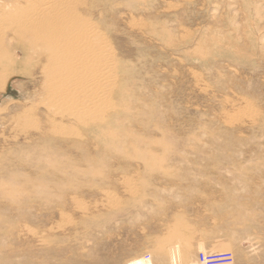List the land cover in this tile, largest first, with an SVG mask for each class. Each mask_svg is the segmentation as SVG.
I'll use <instances>...</instances> for the list:
<instances>
[{"label": "rangeland", "instance_id": "1", "mask_svg": "<svg viewBox=\"0 0 264 264\" xmlns=\"http://www.w3.org/2000/svg\"><path fill=\"white\" fill-rule=\"evenodd\" d=\"M53 1L76 101L19 40ZM53 1L0 0V264H264V0Z\"/></svg>", "mask_w": 264, "mask_h": 264}, {"label": "bare ground", "instance_id": "2", "mask_svg": "<svg viewBox=\"0 0 264 264\" xmlns=\"http://www.w3.org/2000/svg\"><path fill=\"white\" fill-rule=\"evenodd\" d=\"M61 5H63V2H61V4H60V1H59L58 5L56 4L55 1L47 2V4L44 7H42V5H39L40 8L38 7V9H36L37 7L34 9V7H33L32 10L28 14L26 12H21L18 15L16 21H19V25H17V26H20L21 29H27V33L29 32L31 34V36H20L21 38L19 40L22 41L23 45L25 46V48L23 46V49H26V51L28 50L34 56L39 57L40 60L45 63V65H44L45 69L48 72V74L51 75L54 82L57 85H59L60 88H64L66 91L70 90L66 95H68L70 93V95H71L70 99L72 98L73 100L76 101L77 96H79L80 94L82 95L83 93H86V92L88 93L89 91L90 92L94 91V90L96 91V87H95L96 83H94L95 84L94 85L93 82H89L91 79H89L88 75L90 76L91 71L95 67V55L97 53L95 54V52H93L94 49H92L93 51L91 50L90 46H92V45L90 43H91V39H93V38L95 39L97 34L95 35V37L91 36L93 38H91L89 36V38H91V39H89L88 36H75V35L74 36H60V35H62L63 30H66L68 28V26L66 29L61 27L62 20L65 18V10H66V8L60 7ZM73 18H72V20H73ZM72 20H70V21H72ZM63 22H65V20ZM3 28H5V27H3ZM62 28H63V30H62ZM70 28H72V27H70ZM8 29H9V27H8ZM21 33H23V32H21ZM102 38H104V37H102ZM98 40L100 41V39H98ZM98 40H96V42H98ZM79 42H81L80 46L78 45ZM93 43H94V41H93ZM93 46H94V44H93ZM100 46H102V45H100ZM104 54H105V52H104ZM33 60H35V59H33ZM99 60H100V57H99ZM105 62H106V60H105ZM98 65H99V63H98ZM98 69H99V71H101L100 69H102V68H98ZM107 69H109V68H107ZM97 71L98 70L95 69V71L93 73H95V72L97 73ZM91 75L93 76V74H91ZM94 76H96V75H94ZM90 78L94 79V81L96 82L95 79L97 77L93 78L90 76ZM98 78H99V76H98ZM97 80H99V79H97ZM91 81H93V80H91ZM102 84H103V82H102ZM105 86H106V83H105ZM72 90H75L76 94H77V92H79L80 94L75 97V93L71 94ZM100 90L98 89V91H100ZM58 94H60V93H58ZM93 95L94 94H90L89 96L91 97ZM102 96H104V95H102ZM62 98H63V96H62ZM66 99H67V97H66ZM80 99H82V97ZM103 100L105 101V99H103ZM77 101H79V100H77ZM80 103H78V104H80ZM82 103H84V101ZM97 103H98L97 106H99V102H97ZM80 105H82V104H80ZM86 105L87 104H85L84 107ZM89 106H90V104H89ZM82 108H80V109H82ZM91 111H92V109H91ZM79 112H81V111H79Z\"/></svg>", "mask_w": 264, "mask_h": 264}, {"label": "built area", "instance_id": "3", "mask_svg": "<svg viewBox=\"0 0 264 264\" xmlns=\"http://www.w3.org/2000/svg\"><path fill=\"white\" fill-rule=\"evenodd\" d=\"M136 264H153V263H152V262H150V261H147V262L136 263Z\"/></svg>", "mask_w": 264, "mask_h": 264}]
</instances>
